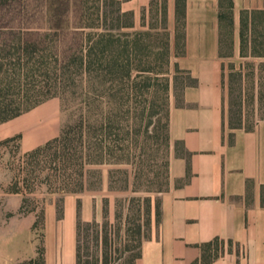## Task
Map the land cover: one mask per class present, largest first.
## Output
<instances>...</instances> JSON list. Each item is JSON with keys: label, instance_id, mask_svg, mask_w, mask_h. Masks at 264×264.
<instances>
[{"label": "crops", "instance_id": "1", "mask_svg": "<svg viewBox=\"0 0 264 264\" xmlns=\"http://www.w3.org/2000/svg\"><path fill=\"white\" fill-rule=\"evenodd\" d=\"M119 1L123 11L134 13L136 25L144 10L150 18L153 0ZM263 8L264 0H234L236 51L241 10ZM167 18L175 39L176 0H167ZM184 37L181 64L196 84L186 86L183 105L173 104L170 111V136L182 144L183 153L171 159L170 187L160 195L159 211L153 209L136 264H203L217 247L203 245L215 239L219 254L209 264H264V119L251 129L229 126L219 0H185ZM60 130L54 116L30 110L0 124V141L23 135L27 152ZM22 205L23 198L16 196L0 208V264L40 256L41 264H77L78 201L66 202L62 217L55 204L45 209L42 240L36 236L38 212H20ZM99 216L84 203V220Z\"/></svg>", "mask_w": 264, "mask_h": 264}, {"label": "rangeland", "instance_id": "2", "mask_svg": "<svg viewBox=\"0 0 264 264\" xmlns=\"http://www.w3.org/2000/svg\"><path fill=\"white\" fill-rule=\"evenodd\" d=\"M117 1L10 0L11 11L6 14V18L9 20L8 26L13 32L18 33L17 35L23 32L25 37L43 39L46 46H55L62 62H66L83 50L90 32L100 30L89 26L103 24L113 32L118 30L132 32L134 29L142 28L141 23L136 25L135 21V28L126 27L128 18L123 15L122 8L120 11L121 5L119 7ZM2 14L3 11L0 10V15ZM100 17L103 19L102 22L99 21ZM147 21L149 22L150 18ZM148 45L151 46V54L143 59L141 67L146 71L138 75L140 92L135 96L141 107L133 115L126 116L134 126L129 134L127 131L115 134L116 127L112 129L115 133L112 131L111 135L107 134L106 147L117 145L121 163L117 164L112 160L102 164L87 163L85 168L89 169L90 174L87 175V187L83 191L63 192L57 189L64 173L74 174L79 178L78 173L81 170V160L76 157L63 158V154L67 152L63 148L54 147L39 156H27L31 150L23 151V135H18L17 140L0 145V208L8 201L14 202L16 196L23 198L25 211L38 212L36 224L38 239L43 238L44 211L51 204L64 210L66 202L74 198L81 201L82 211L84 203L89 202L91 208L99 211L97 221L101 223L104 200H108V243L97 244L91 239L89 249H84L85 254H88L85 257L87 264L136 262L135 256L140 250L139 227L143 225L141 231L145 234L153 217V209L160 206V195L170 187L171 159L174 153L178 155L183 153L182 144L170 136V111L173 104L183 105L182 96L186 84L190 82L185 73L187 70L181 64L185 52L179 56L176 54V50L181 52L185 47L176 49L175 39L171 38V55L165 58L161 54L162 45L159 39L152 38ZM228 51L229 48L225 46L224 53ZM233 51L235 52L232 57L224 58L227 74L230 65L233 64L235 71L241 70L245 77L251 73L254 65L261 76L264 95V58L242 57L240 41L239 49L236 51L234 46ZM246 78L244 81L239 78L234 83L236 102L240 101L241 88L244 87L246 92H251L253 79ZM66 83L68 104L65 108L60 96H52L31 110L33 112L41 110L54 116L58 128L74 123L79 114V95L70 89L71 81ZM167 83L170 84L168 91L165 89ZM147 86L150 88L147 89ZM226 97L229 116V88L226 90ZM238 107L233 106V109L238 110ZM244 108L247 122L254 125L257 120L264 118V98L261 104L257 103L255 107L246 99ZM93 137L90 138L92 143L100 138L94 133ZM2 193L16 196L8 199ZM90 233L93 234V228L90 229Z\"/></svg>", "mask_w": 264, "mask_h": 264}, {"label": "trees", "instance_id": "3", "mask_svg": "<svg viewBox=\"0 0 264 264\" xmlns=\"http://www.w3.org/2000/svg\"><path fill=\"white\" fill-rule=\"evenodd\" d=\"M0 124L28 112L43 103L52 96H60L63 106L67 102L66 82L78 94V116L74 123L61 127L60 134L27 153V156H39L48 152L54 147H61L66 152L65 159L74 157L81 160L79 178L74 174H63V179L57 186L63 192H81L86 187L89 169L86 164H102L109 160L121 163L120 152L116 144L106 147L107 134H112L114 127L116 133L127 131L129 134L134 124L126 117L136 113L141 105L135 99L140 92L138 87V75L146 71L142 66L143 59L151 54L148 44L152 38L160 40L162 52L165 58L171 55V34L168 30L167 21V0H153L150 5V21H147L146 10L143 11L141 29H134L132 32H117L99 26V31L90 32L81 52L62 62V58L56 51V47L46 46L43 39H31L25 37L23 32L19 35L13 32L9 25L6 14L11 11L10 0H0ZM120 7L121 1H117ZM121 11V7H120ZM128 18V28H135L134 13L124 11ZM234 0H219V21H220V56L232 57L234 55ZM184 15L185 0H176V32L175 47H185L184 37ZM102 17L99 21L102 22ZM123 27H121L122 29ZM120 29V28H118ZM156 31V33H154ZM18 36V37H16ZM227 46L229 51L224 53ZM250 49V51H249ZM176 50V54L183 55ZM240 53L242 57L264 58V8L243 9L240 13ZM61 66V67H60ZM177 68L178 65H176ZM224 85L229 88V126L230 128H253V124L247 122L244 114V102L248 99L254 107L261 104L264 95L262 93L261 76L253 65L249 75H243L241 70L235 71L233 64L227 74L224 64ZM189 83L186 86L196 84V80L190 72ZM251 77L253 87L251 92H246L244 87L240 91V101L234 99V83L239 78L243 81ZM259 77V78H257ZM175 87V84H174ZM150 87L147 86V89ZM166 91L170 84L165 86ZM249 91V90H248ZM245 99V100H244ZM239 106L238 110L233 106ZM260 108V107H259ZM126 117V118H125ZM134 118V117H133ZM126 119H129L125 122ZM264 119V118H263ZM113 131V132H112ZM93 133L98 138L97 142H91ZM19 136L0 141V145L17 140ZM94 138V137H93ZM116 140H114L115 143ZM119 143V141L117 140ZM116 142V143H117ZM110 143V142H109ZM108 157V159H107ZM67 177V178H66ZM128 187V186H127ZM24 202V199H23ZM81 201L78 200V237H77V264H87L84 249H89V241L93 239L97 244L108 243V200H104L103 221L96 219L85 221L82 218ZM159 211V205H158ZM20 212L25 211L24 205ZM63 208L58 207V216H63ZM151 214V208L148 209ZM37 224V222H36ZM139 227L140 246L144 233ZM93 228V234L90 229ZM219 240L203 245L204 249L217 245L211 257L204 256V263L209 264L210 260L219 254ZM141 252L135 256V261L140 257ZM41 259L30 260L20 264H41ZM136 264V262L134 263ZM197 264V263H194Z\"/></svg>", "mask_w": 264, "mask_h": 264}]
</instances>
